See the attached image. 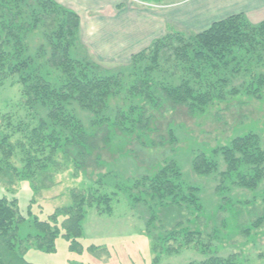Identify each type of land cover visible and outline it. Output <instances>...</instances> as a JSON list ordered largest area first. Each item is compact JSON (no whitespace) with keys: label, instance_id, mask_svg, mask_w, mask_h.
I'll list each match as a JSON object with an SVG mask.
<instances>
[{"label":"rangeland","instance_id":"1","mask_svg":"<svg viewBox=\"0 0 264 264\" xmlns=\"http://www.w3.org/2000/svg\"><path fill=\"white\" fill-rule=\"evenodd\" d=\"M130 1L154 9L186 0ZM263 21L249 23L258 25ZM49 23L44 30L54 22L49 19ZM79 38L74 50L78 57H89L109 72L131 66V60H99L96 46L83 44L81 34ZM28 44L33 52L46 47L43 32L28 37ZM172 54L171 49L164 48L160 62L151 72L159 87H177L185 78L183 66ZM150 64L148 59L145 65ZM234 67L235 72L227 75L228 84L219 86V91L225 93L222 101L208 104L201 111H191L187 105L172 101L157 106L149 101L138 102L139 99L138 104H124L123 96L117 98V104H111L112 110H143L142 122L134 123L137 128L133 133L120 126L114 132L108 127L100 129L93 157L80 170L74 160L60 152L54 155L48 148L34 154L37 162L29 169V157L22 148H32L36 143L31 137L25 138L39 126V116L28 105L19 77L0 68V165L8 166H1L0 197L17 200L20 212L28 218L21 226V238L37 233L35 218L47 221L56 210L73 206V191L88 195L99 190L113 199L111 213L105 207H86L81 253L72 252L61 236L55 252L33 247L26 259L34 264H191L219 257L234 258L238 264H264V223L258 229L253 227L258 218L264 217V179L257 189L248 190L223 182L218 173L197 174L193 167L195 158L205 154L218 163L219 172L223 173L227 167L221 150L248 134L257 135L264 149V60H239L231 64L230 70ZM79 111L84 123L93 129L92 114ZM172 163L177 165L184 187L199 189L202 212L186 206L182 210L176 205L162 208L153 196H141L137 190L131 195L140 198L139 203L129 197V189L136 182L154 176ZM99 181L103 186L97 184ZM151 218L155 222L149 234L146 223ZM248 229H252L251 233H244ZM190 232L191 236H187ZM188 240L192 242L188 244ZM24 250L25 246L21 253Z\"/></svg>","mask_w":264,"mask_h":264},{"label":"trees","instance_id":"2","mask_svg":"<svg viewBox=\"0 0 264 264\" xmlns=\"http://www.w3.org/2000/svg\"><path fill=\"white\" fill-rule=\"evenodd\" d=\"M49 19L54 23L44 30V25H50ZM80 29V15L55 0H0V68L19 77L28 105L36 109L39 116V126L25 138L31 137L36 143L32 148H22L29 157V169L37 162L34 154L47 151L45 148L51 149L54 155L60 152L74 160L79 170L83 169L93 157L94 141L100 129L108 127L114 132L120 126L123 131L133 133L137 128L134 123H141L145 112L138 113L133 107L118 113L117 109L112 110L111 104H117L121 96L124 104H138L139 99L138 102L149 101L159 106L172 101L187 105L191 111H201L208 104L222 101L225 93L219 91V86L228 84L227 75L237 69L230 70L233 62L264 60V21L253 25L244 14L216 22L208 30L189 37L173 32L157 39L149 48L132 56L130 67L113 72L104 70L89 57L76 55ZM40 30L47 44L33 52L28 37ZM164 48L171 49L183 66L185 78L177 87L164 84L159 87L151 78ZM148 59L150 66L145 65ZM195 81H198L196 85ZM79 110L92 114L93 129L84 123ZM221 151L227 167L223 173L219 172L218 163L205 154L195 158L194 171L200 175L218 173L223 182L230 181L243 189H257L264 179V149L260 147L258 136L248 134L237 138ZM97 184L103 186L100 181ZM129 190V197L135 203H139L140 198L135 199L131 194L137 190L141 196H153L162 208L176 205L181 210L184 206L202 209L199 189L183 186L175 163L136 182ZM72 198L73 206L56 210L47 221L35 218L33 224L37 233L23 239L20 230L28 218L20 212L17 200L0 197V264H34L26 259L29 249L55 252L56 241L61 236L72 252L81 253L86 207H105L106 212L111 213L113 199L99 190L88 195L73 191ZM28 215L32 217V212ZM154 222L155 218H151L146 223L149 234ZM263 223L264 217L258 218L253 227L258 229ZM251 230L244 233L250 234ZM187 236H191V232ZM151 238L154 240L152 235ZM191 242L188 240V244ZM23 246L25 250L21 253ZM89 249L95 250L94 247ZM191 264L238 262L234 258L211 257Z\"/></svg>","mask_w":264,"mask_h":264},{"label":"crops","instance_id":"3","mask_svg":"<svg viewBox=\"0 0 264 264\" xmlns=\"http://www.w3.org/2000/svg\"><path fill=\"white\" fill-rule=\"evenodd\" d=\"M55 1L80 15L83 44L95 45L99 60L117 62H128L173 32L202 33L238 14L251 21L264 20V0H186L154 9L139 7L130 0Z\"/></svg>","mask_w":264,"mask_h":264}]
</instances>
